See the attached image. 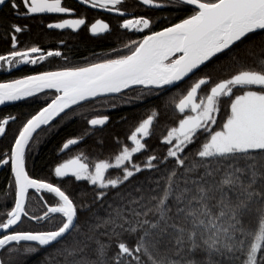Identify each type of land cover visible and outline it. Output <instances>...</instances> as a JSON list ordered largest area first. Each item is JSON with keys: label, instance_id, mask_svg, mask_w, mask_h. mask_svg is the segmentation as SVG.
<instances>
[{"label": "snow or ice", "instance_id": "6c2138e0", "mask_svg": "<svg viewBox=\"0 0 264 264\" xmlns=\"http://www.w3.org/2000/svg\"><path fill=\"white\" fill-rule=\"evenodd\" d=\"M79 4L116 14L120 47L82 63L21 47L30 31L21 19L55 17L47 29L92 37L113 29L64 0H0L9 45L0 70L66 61L0 80V105L38 103L0 149L11 173L0 188V264H264V0H133L134 12L127 0ZM134 104L146 116L105 156L97 134L109 109ZM18 119L0 117V137ZM74 119L84 126L58 151L76 154L31 174L38 130ZM158 124L166 134L150 145ZM25 220L40 227L24 229Z\"/></svg>", "mask_w": 264, "mask_h": 264}, {"label": "trees", "instance_id": "16d2710c", "mask_svg": "<svg viewBox=\"0 0 264 264\" xmlns=\"http://www.w3.org/2000/svg\"><path fill=\"white\" fill-rule=\"evenodd\" d=\"M162 19L167 16L169 18H174L175 13H170L168 11H163L158 13ZM45 20V19H44ZM21 24H28L30 26V31H27L20 35V46H31L36 44L45 50H57L59 49L64 56L69 58L72 63H82L83 57H88L89 59H94L93 53L98 56H103L111 48L120 47L121 43L117 40V26H112L113 32L111 34H106L103 37L91 38L87 35L86 30H81L77 34H65L56 31H48L45 28L44 21L41 22L40 18L19 21ZM128 35L136 38V35L128 33ZM5 37L3 36L2 30H0V54L7 51L9 45L5 43ZM63 40L64 43L61 44L60 41ZM66 61L59 57L49 58L48 60L37 64V65H20L18 68L12 69L10 72L0 70V80L11 79L19 77L23 74H31L35 71H43L54 69L58 66L65 64ZM38 108V103H33L31 101H20L15 104H10L5 107L0 108V117L4 115L12 114L18 116L19 119L16 123H11L8 127L7 137H0V149H4L12 140L13 133L20 126V122L24 117L33 112ZM111 115V122L103 130V132L98 133V136H102L105 141V151L104 155L108 154V151L115 147L114 138L119 137L121 140H126V135L130 134V130L135 123L141 119V114L146 113V110L134 109V108H117L109 109ZM122 117H127L123 120ZM83 122L79 119H74L70 122H64L59 128L52 131L45 129L44 131H38L37 136L38 144H33V150L30 151L28 155V170L31 174L46 176L49 174L55 163L69 158L76 154V147L74 146L69 153H60L58 151V146L67 138L75 134H79L83 128ZM161 133L166 134L165 128L158 124L154 131V136L148 139L150 145L156 144L158 141L156 137ZM95 138L87 140V151L91 152V148L94 144ZM130 143V142H129ZM80 148H84L85 145L81 144ZM98 152H92L89 159L95 158ZM137 159H140V155L137 154ZM10 169L5 167L0 170V188H7L8 178L10 177ZM55 180V177H52ZM10 203V202H9ZM32 208L39 211L40 204L35 200L32 201ZM24 229H31L34 227H40V225L34 222L25 220L24 224L21 226ZM32 264H35L33 261Z\"/></svg>", "mask_w": 264, "mask_h": 264}, {"label": "flooded vegetation", "instance_id": "af4514ba", "mask_svg": "<svg viewBox=\"0 0 264 264\" xmlns=\"http://www.w3.org/2000/svg\"><path fill=\"white\" fill-rule=\"evenodd\" d=\"M65 4L70 6V7H74L77 9V13L78 14H83V15H86L87 16V19H88V22L91 23L93 22L95 19H103L105 20L106 22H108L111 26H117L118 28V23H119V18L116 16V14L114 13H105V12H102L100 10H96V9H90V8H87L86 6H81L79 4V0H64ZM132 4H133V0H127V5H128V9L129 11H136L135 9L132 8ZM55 17H44L43 18V21H44V24H45V28H46V23L50 22V20L54 19ZM161 18V17H160ZM45 19V20H44ZM162 19V18H161ZM46 30L48 31H56V32H59V33H65V34H72V35H75L77 34L79 31L81 30H86L87 32V29L86 28H81L78 32H73L72 30H49L46 28ZM132 34V33H130ZM87 35L91 38H99V37H92L88 32H87ZM106 35V34H105ZM139 34H136V36H138ZM104 36V35H103ZM101 36V37H103ZM123 109L125 108H134V109H141V110H145V108L142 106V105H139V104H134V105H131V106H123L122 107ZM112 110V109H110ZM146 116V113L144 114H141V119L144 118ZM73 148L67 150L66 152L64 153H69L70 150H72ZM4 168V167H3Z\"/></svg>", "mask_w": 264, "mask_h": 264}, {"label": "water", "instance_id": "95a60500", "mask_svg": "<svg viewBox=\"0 0 264 264\" xmlns=\"http://www.w3.org/2000/svg\"><path fill=\"white\" fill-rule=\"evenodd\" d=\"M19 102H20V101H19ZM16 103H17V102H16ZM14 104H15V103H14ZM7 105H10V104L0 105V108L5 107V106H7ZM38 131H39V130H38ZM73 147H74V146L70 147V149L73 148ZM66 151H67V150H66ZM66 151H65V152H66ZM3 167H4V166H0V170L3 169Z\"/></svg>", "mask_w": 264, "mask_h": 264}]
</instances>
